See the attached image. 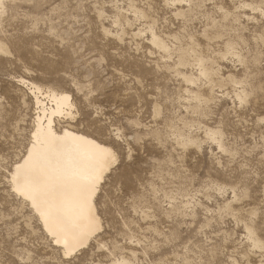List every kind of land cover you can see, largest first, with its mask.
Segmentation results:
<instances>
[{"label": "rangeland", "instance_id": "obj_1", "mask_svg": "<svg viewBox=\"0 0 264 264\" xmlns=\"http://www.w3.org/2000/svg\"><path fill=\"white\" fill-rule=\"evenodd\" d=\"M76 2L82 8L73 14H79L84 39L100 45L102 51L94 50L100 51L105 63L92 56L91 63L77 65L74 61L70 71H65V57L70 52L47 39L44 17H50L56 6L68 0H6L7 16L0 17V158L15 160L19 152L13 132L17 127L21 133L32 131L34 126L33 97L18 78L68 91L75 103L81 93L72 87L71 79L79 69L78 76L91 77L95 104L105 109L104 117L115 120L128 137L143 138L136 171L126 172L127 156L121 162L118 153L117 164L106 174L108 179L96 197L103 232L87 244L86 257L99 251L97 241L112 240L119 245L122 258L137 264H177L193 254L212 264L238 257L247 264H261L259 249L248 253L247 229L255 227L257 237L264 239L260 231L264 228L260 211L264 179L256 165L255 175L237 173L238 165H233L227 151L221 153V145L214 142L219 127L226 150H230L229 145L234 148L237 141L248 144L260 99L257 95L251 101L247 114L240 111L248 120V125L242 126L233 115L232 91L225 87L221 92L219 84L213 91L209 82H202L199 60L206 61L204 70L217 79L250 76L258 93L264 70L260 63L264 41L258 37L264 34V16L241 5L259 9L264 0H200L205 3L202 10L188 9V0H175L176 6L171 8L167 0H73L72 8ZM37 20V30L31 31ZM105 29L113 35L105 36ZM153 33L171 40L176 50L194 44L196 55L181 60L160 48L154 50ZM188 93H192L191 99ZM196 97H203L204 102ZM157 108L159 112L154 111ZM83 123L56 117L58 129L68 126L86 134L93 132L91 136L112 147L119 143L109 138L106 129L101 135L91 127L81 128ZM162 125L175 127L186 142L167 137L161 140ZM153 189L175 196L165 200ZM247 209H256L254 221L249 220ZM38 222L31 207H25L23 201L18 203L7 180L0 176V262L15 258L12 253L18 228H33L36 235L30 244L43 242L36 244L38 259H57V246H44L47 233L41 223L33 227ZM201 224L210 225L206 242L203 237L193 240ZM189 240L193 243L186 252Z\"/></svg>", "mask_w": 264, "mask_h": 264}, {"label": "snow or ice", "instance_id": "obj_2", "mask_svg": "<svg viewBox=\"0 0 264 264\" xmlns=\"http://www.w3.org/2000/svg\"><path fill=\"white\" fill-rule=\"evenodd\" d=\"M73 0H68L64 5L56 6V10L50 17H44V21L48 27L47 39L53 44L58 45L61 49L68 50L70 55L65 57L66 67L65 71H70L73 62L77 65L87 62L91 63V57L96 56L100 64H104V60L100 55V45L90 44L84 39L83 30L80 29V17L77 13L73 14L77 9H81L82 5L79 2L75 3V8H72ZM175 0H167V7H175ZM95 7L99 10L100 4L97 3ZM188 9L202 10L205 8V3L200 0H188ZM215 8V5H212ZM241 7H252L259 11L264 16V3L259 9L255 5L243 4ZM223 11V9H221ZM230 15V14H229ZM7 16L6 0H0V17ZM239 24V20L235 21ZM39 20H37L30 29L37 30ZM105 36H112L113 32L105 29ZM175 39V38H172ZM259 40L264 41V34L258 37ZM86 45L82 47L81 45ZM153 44L155 48L167 52L170 56H174L183 60L184 58L194 57L196 55L195 45L190 46L189 49L176 50L174 45H171V40H163L153 33ZM171 45V46H170ZM94 49H100L96 51ZM87 53V54H86ZM260 63L264 69V49L261 50ZM206 61L202 58L199 60L201 67L200 80L209 82V86L213 91L217 84L221 88V92L225 87L232 91L233 99V115L236 120H239L242 126L248 125V120L243 119L240 111L246 113L251 101L259 96L261 107L258 114H253L256 118L252 119L253 131L251 139L248 144H242V141H237L234 148L229 145L230 150L223 147L225 139L221 129L218 127L215 132L214 142L220 146L219 151L225 153L229 157L233 165H238L235 168L237 173L247 172L249 176L255 175L253 166H258V171L262 179H264V70L260 73L261 87L258 93L253 89L251 77L245 75L240 79L233 76H225L222 79H217L214 74H209L204 70ZM79 69H77L78 73ZM77 73H72L71 84L72 87L81 93L76 97V102L72 103L73 97L65 96L64 99L69 103L64 105L62 116H66L71 120H81L84 123L81 128L91 127L96 132L103 135L105 129L107 130L109 138L114 137L118 144H113L112 148H104L97 144L95 140H89V135H94L93 132H88L87 135L76 136L69 132H64L62 137L57 136L51 127L46 131H27L21 133L19 128L13 132V136L17 140L16 149L19 155L15 160H3L0 158V176L8 182L10 191L15 194L17 202L23 201L24 206L31 208L38 214L39 222H43L47 229V235L44 237L47 240L46 248L50 245H56L55 248L57 259L53 261L50 258L38 259L36 252L37 242L33 241L31 244L29 240L36 235L33 228L27 231L16 229V246L12 255L15 257L12 260L0 262V264H137L131 258H122L121 252L118 250L119 245L115 241L106 240L104 243L97 241L98 250L94 251L91 257H86L87 251L86 241L97 238V233H102L94 211L92 203L93 198L97 197V193L103 189L104 183L108 177L106 172L117 164L119 153V160L123 162L124 156H127V166L125 171L129 169L136 171L134 167L137 163V153L140 151V145L143 140L142 137H128L126 132L121 130L120 125H117L115 120L109 121L104 117L105 109L95 104V93L92 91L89 81L91 77H80ZM122 75V74H121ZM191 83V81H189ZM199 87V85H197ZM71 90V89H69ZM183 95V93H182ZM189 98H192V93H188ZM201 103L204 102L203 97H196ZM239 105L237 109L236 105ZM159 112V108L154 109ZM93 112L95 116H93ZM251 119V118H250ZM137 127H141L136 122H131ZM115 125V126H112ZM15 127V126H14ZM245 136L247 133L244 134ZM175 138L177 143L186 142V138L181 136L175 127L162 125L159 130V138L164 140ZM99 138V137H97ZM47 143L51 147H60L65 143H71L79 154V149L83 148L86 151L79 154L78 166L84 173L83 178L76 184L75 194L73 196L58 194L56 184L57 175L59 171V162L53 165L48 155L40 151L39 146ZM115 149V151L113 150ZM259 155V160L255 157ZM252 157V159H249ZM21 161H23L21 163ZM13 165H15L13 170ZM110 175V173H109ZM235 181H225V183H234ZM221 191L224 188L217 185ZM239 188V186H237ZM133 190L132 199H137ZM157 196L164 195L165 200L173 198L175 193H161L158 189H153ZM236 196V192H233ZM98 203V201H97ZM230 210V209H229ZM224 211L223 209L221 210ZM250 221H254L256 216V209L245 210ZM260 211L264 214V202L260 205ZM22 214V213H21ZM87 215L89 220V227L87 230L80 228V222ZM36 219V216L33 217ZM39 222L33 227H39ZM210 227L209 224H201L197 236L203 237L207 241L205 232ZM261 235H264V228H261ZM248 239V253L252 254L259 249L261 254V264H264V239H260L256 235L255 227L247 229ZM193 241L189 240L185 245L187 252ZM177 264H212L211 261L198 260L195 254L191 259L185 258L177 261ZM223 264H247L246 259L224 261Z\"/></svg>", "mask_w": 264, "mask_h": 264}, {"label": "bare ground", "instance_id": "obj_3", "mask_svg": "<svg viewBox=\"0 0 264 264\" xmlns=\"http://www.w3.org/2000/svg\"><path fill=\"white\" fill-rule=\"evenodd\" d=\"M18 80L22 85L27 87L33 97V101L35 104L36 111L33 120L34 126L32 131L39 130L41 132H44L49 127H51L52 131H54L56 135L60 137L64 135V132H69L76 136L87 135L86 133L74 130L68 126H64L61 129H58L56 126V117L62 116L61 112L63 111L64 105L69 103V101L65 100L64 97H72V94L70 92L64 90H57L54 88H44L40 84L25 77H19ZM72 103H74L73 100ZM87 138L89 140H95L97 144H100L104 148H112V146L97 140L91 135H89ZM39 148L42 153L48 155L53 165H56L57 161L59 162V171L56 173V184L58 188V194L73 196L75 194L76 184L84 176V173L78 166L79 154H83L86 150L81 148L79 149L78 154V150L71 143H65L60 147H51L50 145L45 143L41 144ZM22 162L23 161H21V163ZM14 167L15 165L13 166V170ZM106 174L107 172L105 173V175ZM92 203L95 206L94 211L96 217L98 218L97 222L100 228H102V219L98 212L96 197L93 198ZM32 211L38 217V214L33 209ZM40 223L45 232L47 233V229L45 228L43 222ZM88 227L89 220L87 218V215L85 214V217L80 222V228L82 230H87ZM90 241L91 240H88L86 241V243L88 244Z\"/></svg>", "mask_w": 264, "mask_h": 264}]
</instances>
